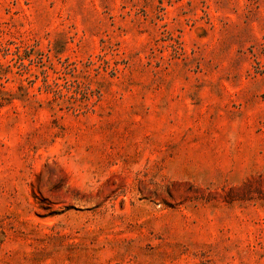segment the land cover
<instances>
[{
    "label": "rangeland",
    "instance_id": "1",
    "mask_svg": "<svg viewBox=\"0 0 264 264\" xmlns=\"http://www.w3.org/2000/svg\"><path fill=\"white\" fill-rule=\"evenodd\" d=\"M0 264H264V0H0Z\"/></svg>",
    "mask_w": 264,
    "mask_h": 264
},
{
    "label": "trees",
    "instance_id": "2",
    "mask_svg": "<svg viewBox=\"0 0 264 264\" xmlns=\"http://www.w3.org/2000/svg\"><path fill=\"white\" fill-rule=\"evenodd\" d=\"M248 185H249V184H248ZM246 187H247V184L244 185V186H241V188L234 189V190H232V191H230V192H233V191H239V190L245 189Z\"/></svg>",
    "mask_w": 264,
    "mask_h": 264
}]
</instances>
